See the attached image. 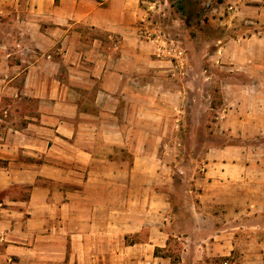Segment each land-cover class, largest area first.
<instances>
[{
    "label": "rangeland",
    "instance_id": "rangeland-1",
    "mask_svg": "<svg viewBox=\"0 0 264 264\" xmlns=\"http://www.w3.org/2000/svg\"><path fill=\"white\" fill-rule=\"evenodd\" d=\"M79 1L85 14L90 3L114 10L120 26L129 21L125 10L136 14L133 29L113 32L70 10L69 36L53 53L66 51L79 62L78 71L63 69L76 89L68 96L78 104L67 111L73 120L99 112L100 84L88 73L109 65L127 76L116 80L115 96L98 97L115 108L119 124L100 126L102 142L82 128L84 144L58 141L53 159L26 150L19 163L88 168L71 157L86 146L110 167L100 198L115 201L116 222L94 225L115 236V264H264V18L253 10L264 0H115L111 7L109 0ZM9 32L12 39L16 31ZM15 98L0 110V141L10 121L21 128L25 116L48 113L39 109L51 103ZM29 194L23 185L0 191V218L3 209L20 206L13 199Z\"/></svg>",
    "mask_w": 264,
    "mask_h": 264
},
{
    "label": "crops",
    "instance_id": "crops-1",
    "mask_svg": "<svg viewBox=\"0 0 264 264\" xmlns=\"http://www.w3.org/2000/svg\"><path fill=\"white\" fill-rule=\"evenodd\" d=\"M114 1L109 0L108 6H113ZM84 6L85 2L79 0H0V110H9L12 105L8 101L15 97L26 101L51 100L50 106L42 105L39 109L48 113L25 116L21 128L15 120L10 121V132L1 137L0 160L8 163L0 166V191L23 185L29 187L30 194L27 199L12 200L20 206L2 210L6 212L0 218V264H115V236L96 231L94 225L116 222L115 201L109 198L104 202L100 198L101 185L107 183L102 176L111 174L110 167L96 162L95 152L86 146L71 157L84 165L90 164L88 168L77 165L74 169L56 162L19 163L20 153L26 150L28 155L37 157L46 153L45 157L51 155L53 159L52 149L58 141L84 144L86 137L80 136L82 128H91L93 136L88 137L100 141V126L111 128L119 124L113 113L115 108L108 107L107 102L98 103V97L101 93L115 96L120 89L116 80L122 81L127 76L112 71L109 65L99 73H88L89 81L94 76L100 84L95 103L99 112L92 119L82 116L79 121L73 120L67 111H78V104L68 96L76 89L71 86L70 74L67 80L63 78V69L66 65L78 71L75 65L79 62L70 59L66 51L57 54L58 57L53 53L69 36L70 10H75L82 19H91L92 25L113 32L133 29L135 12L125 10L129 21L120 26L114 10H95L98 6L90 3V11L85 14L81 11ZM14 7L20 10H12ZM253 7L263 11L264 18V7L261 4ZM107 13L110 17L100 21L99 16ZM10 29L16 31L12 39ZM247 205L257 206L255 202ZM102 209L107 214L102 216ZM106 237L110 244L107 249L100 246V240Z\"/></svg>",
    "mask_w": 264,
    "mask_h": 264
},
{
    "label": "trees",
    "instance_id": "trees-1",
    "mask_svg": "<svg viewBox=\"0 0 264 264\" xmlns=\"http://www.w3.org/2000/svg\"><path fill=\"white\" fill-rule=\"evenodd\" d=\"M179 9L182 11L183 14L186 12V7L183 6V5H180V8Z\"/></svg>",
    "mask_w": 264,
    "mask_h": 264
}]
</instances>
